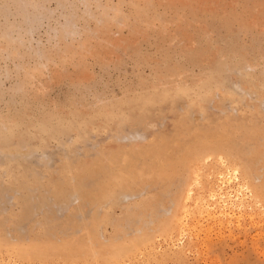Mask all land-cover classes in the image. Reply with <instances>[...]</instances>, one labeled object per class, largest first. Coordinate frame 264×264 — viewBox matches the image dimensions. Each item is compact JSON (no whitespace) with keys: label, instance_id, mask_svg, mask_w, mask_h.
<instances>
[{"label":"rangeland","instance_id":"374dc122","mask_svg":"<svg viewBox=\"0 0 264 264\" xmlns=\"http://www.w3.org/2000/svg\"><path fill=\"white\" fill-rule=\"evenodd\" d=\"M0 264H264V0H0Z\"/></svg>","mask_w":264,"mask_h":264}]
</instances>
